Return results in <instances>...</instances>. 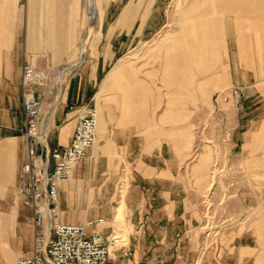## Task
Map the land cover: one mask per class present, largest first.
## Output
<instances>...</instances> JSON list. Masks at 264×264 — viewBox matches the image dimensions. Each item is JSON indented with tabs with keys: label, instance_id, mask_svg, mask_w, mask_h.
Returning <instances> with one entry per match:
<instances>
[{
	"label": "crops",
	"instance_id": "0c3cea01",
	"mask_svg": "<svg viewBox=\"0 0 264 264\" xmlns=\"http://www.w3.org/2000/svg\"><path fill=\"white\" fill-rule=\"evenodd\" d=\"M82 1L28 0L27 46L19 48L14 35L16 0H0V11L6 13L0 20L1 264H17L33 248V231L24 223L32 212L17 190L28 153L22 68L35 67L40 58L72 61L90 49L86 62L70 71L61 87L51 84L40 93L50 149L71 143L81 110L95 107L98 113L97 142L60 182L58 212L67 224L103 218L97 229L109 234L114 213L118 216L126 207L133 229L127 250L133 246L138 255L134 264L158 260L156 255L148 257V251L196 250L189 238L199 216L198 202L189 191L191 173L207 168L201 154L197 163L190 162L197 155L191 129L198 120L188 117L192 102H210L212 92L244 88L243 113L232 121L231 139L258 156V170L264 167V142L261 150L251 151L264 138V0H100L93 13L88 4L85 20ZM89 14L98 19V32L90 31ZM84 23L89 30L79 53L78 29ZM150 42L166 59L163 86L159 71H130L125 57ZM77 65L73 62L69 68ZM160 90L182 99V110H173L170 102L167 110L172 114L164 121L158 107ZM55 163L51 157V170ZM125 163L132 166L131 187L118 199L116 181ZM179 234L184 239L178 240ZM250 236L254 234L237 235L223 259L202 264H264V250L248 242ZM25 239L31 243L26 250ZM183 257H174L170 264L196 262L180 261Z\"/></svg>",
	"mask_w": 264,
	"mask_h": 264
},
{
	"label": "rangeland",
	"instance_id": "374dc122",
	"mask_svg": "<svg viewBox=\"0 0 264 264\" xmlns=\"http://www.w3.org/2000/svg\"><path fill=\"white\" fill-rule=\"evenodd\" d=\"M82 2V19H84L88 0H83ZM3 14L6 15V13L0 11V20H2L1 16ZM14 14H16L14 28L16 45L19 48H26L28 35V0H16ZM93 17V14H89L87 23L91 24L90 31L95 33L100 30V23L96 17ZM88 30L87 24L84 27L83 25L80 26L78 29L79 39L77 49L79 53ZM153 42L137 46L127 53L125 57L132 65L130 71H159V83L160 86H163L165 84L163 76L165 73L166 59L155 49V46L152 45ZM48 47L52 50V43H48ZM89 51L90 49L87 48L86 53L78 55V58L72 61L67 57L62 58L58 62L40 58L35 68L39 71L49 72L50 74L60 72L59 84L56 86L54 80L49 84V86L52 84L58 88L59 86L61 87L62 81L69 75L70 71H77L82 63L86 62ZM73 62H78V65L69 68ZM214 94V92L210 93V102L207 100H199L198 104L192 102L191 105L193 108L191 107L188 112V117H196L198 120L196 124H192L191 129V137L196 141L197 150L195 153L197 157L193 156L190 162L197 163L199 155L201 154L200 161L207 168L205 172L194 171L191 173L192 187L189 191L192 193V198L198 202L196 206L199 216L195 221L197 226L191 229L189 238H191L190 240L193 244L192 249L196 250L185 253L172 251L145 252L148 257L156 255L155 257L159 261L162 260L163 263L168 262L167 264H170V261H173L174 257L177 258L178 255L184 256V259H179L180 261L186 262L187 258L195 259V264H202L207 260L209 262L221 260L230 253L232 240L243 232L254 234L247 241L257 246L259 245L264 250V167L262 166L259 171L258 168L260 166L255 164L258 156L250 155L248 154L249 151L241 150V141L236 146V141H232L231 139V124L232 121H237L238 117L243 113L244 100L240 109L234 108L232 104H227L223 106L224 109L218 111L213 100ZM158 95L159 114L164 117L163 121L169 119L172 114V110L171 112L167 110L170 108V102L173 103V110L183 109L182 99L177 96L178 93L160 90ZM172 98L175 99L174 102ZM261 99L263 100L262 97ZM178 113L181 114L182 112L178 111ZM260 113L264 115V106ZM263 142L264 138H261L258 146L254 150H251L252 153L261 150L260 146ZM123 167L126 170L119 174L116 181L118 199H121L120 195H126L130 190L133 175L130 164L125 163ZM121 168V165H118L119 171H121ZM119 203L117 206L120 205ZM24 223L30 227L27 219L24 220ZM112 229H126L128 230L127 234L132 235L133 229L126 207L123 213L120 210L118 216L116 212L114 213ZM181 235H177L178 240L184 239V235ZM127 237L129 239L131 238V236ZM147 238L151 239L152 237ZM30 247V240L25 239L23 249L26 250ZM115 260L119 264H134L138 260V255L135 256V248L131 246L129 250L126 248L116 252ZM158 260L153 261L151 264H157ZM258 264H261V262Z\"/></svg>",
	"mask_w": 264,
	"mask_h": 264
},
{
	"label": "built area",
	"instance_id": "2783aa9c",
	"mask_svg": "<svg viewBox=\"0 0 264 264\" xmlns=\"http://www.w3.org/2000/svg\"><path fill=\"white\" fill-rule=\"evenodd\" d=\"M161 1L168 4L174 2ZM59 73L39 71L31 64H25L22 68L24 134L28 153L17 191L32 212L27 222L33 231V248L30 255L19 258L17 264H116L115 253L129 246L127 236L131 234H127L128 230L112 229L105 234L97 229L104 222L103 218L87 220L83 224H67L61 220L58 212L59 184L71 176L88 149L97 142L98 125L97 109L84 108L79 112L71 143L64 148H49L48 133L42 125L40 93L52 80L56 86L59 84ZM244 98V88L231 87L216 93L214 104L218 111L224 109L226 104L240 109ZM41 147L45 148L44 153L40 151ZM51 157L56 160L52 170Z\"/></svg>",
	"mask_w": 264,
	"mask_h": 264
},
{
	"label": "bare ground",
	"instance_id": "6f19581e",
	"mask_svg": "<svg viewBox=\"0 0 264 264\" xmlns=\"http://www.w3.org/2000/svg\"><path fill=\"white\" fill-rule=\"evenodd\" d=\"M99 3H100V0H88V4L90 5V9H89L90 13H93L96 10Z\"/></svg>",
	"mask_w": 264,
	"mask_h": 264
}]
</instances>
